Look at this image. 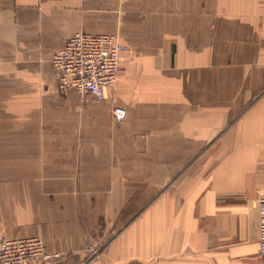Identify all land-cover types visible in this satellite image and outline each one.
Instances as JSON below:
<instances>
[{
    "label": "crops",
    "instance_id": "0c3cea01",
    "mask_svg": "<svg viewBox=\"0 0 264 264\" xmlns=\"http://www.w3.org/2000/svg\"><path fill=\"white\" fill-rule=\"evenodd\" d=\"M77 32L128 49L102 101L58 90ZM262 221L264 0H0V240L58 255L32 264H261Z\"/></svg>",
    "mask_w": 264,
    "mask_h": 264
},
{
    "label": "built area",
    "instance_id": "2783aa9c",
    "mask_svg": "<svg viewBox=\"0 0 264 264\" xmlns=\"http://www.w3.org/2000/svg\"><path fill=\"white\" fill-rule=\"evenodd\" d=\"M128 51L112 34L77 32L53 56L51 65L58 73V90L62 93L74 89L80 94L104 100V91L115 85L122 55ZM114 116L123 120L126 112L115 108ZM263 238L260 241V259L264 264ZM58 257L47 251L37 237L0 240V264L48 263Z\"/></svg>",
    "mask_w": 264,
    "mask_h": 264
}]
</instances>
